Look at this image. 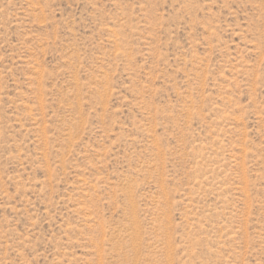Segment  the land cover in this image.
Segmentation results:
<instances>
[{
  "label": "rangeland",
  "instance_id": "rangeland-1",
  "mask_svg": "<svg viewBox=\"0 0 264 264\" xmlns=\"http://www.w3.org/2000/svg\"><path fill=\"white\" fill-rule=\"evenodd\" d=\"M0 264H264V0H0Z\"/></svg>",
  "mask_w": 264,
  "mask_h": 264
}]
</instances>
